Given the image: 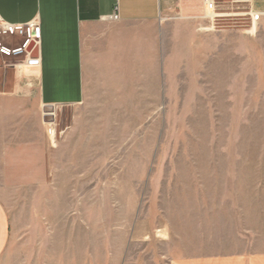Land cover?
<instances>
[{
	"label": "rangeland",
	"instance_id": "obj_1",
	"mask_svg": "<svg viewBox=\"0 0 264 264\" xmlns=\"http://www.w3.org/2000/svg\"><path fill=\"white\" fill-rule=\"evenodd\" d=\"M217 2L216 19L164 16L158 76L121 78L111 100L37 106L32 67L1 56L0 264L264 250V14Z\"/></svg>",
	"mask_w": 264,
	"mask_h": 264
},
{
	"label": "crops",
	"instance_id": "obj_2",
	"mask_svg": "<svg viewBox=\"0 0 264 264\" xmlns=\"http://www.w3.org/2000/svg\"><path fill=\"white\" fill-rule=\"evenodd\" d=\"M250 3L264 14V0ZM116 7L120 19L111 21ZM205 9L203 0H0V20L41 24L40 64L32 68L38 78L35 104L77 106L91 94L98 101L111 100L121 78L157 77L162 18L176 10ZM10 236V214L0 200V258ZM237 247L226 253L173 254L169 264H264V250Z\"/></svg>",
	"mask_w": 264,
	"mask_h": 264
},
{
	"label": "built area",
	"instance_id": "obj_3",
	"mask_svg": "<svg viewBox=\"0 0 264 264\" xmlns=\"http://www.w3.org/2000/svg\"><path fill=\"white\" fill-rule=\"evenodd\" d=\"M209 15H215L214 19L221 16L217 14L216 0H203ZM119 8L109 17L111 21H119ZM255 20L260 15H254ZM42 30L39 21L27 24H14L0 20V55L7 59L17 61V67H37L40 64V47Z\"/></svg>",
	"mask_w": 264,
	"mask_h": 264
},
{
	"label": "bare ground",
	"instance_id": "obj_4",
	"mask_svg": "<svg viewBox=\"0 0 264 264\" xmlns=\"http://www.w3.org/2000/svg\"><path fill=\"white\" fill-rule=\"evenodd\" d=\"M210 16H213V17H215V15H210ZM33 74H34V75H36L37 73H35V72H34ZM54 131H55V129H54Z\"/></svg>",
	"mask_w": 264,
	"mask_h": 264
}]
</instances>
